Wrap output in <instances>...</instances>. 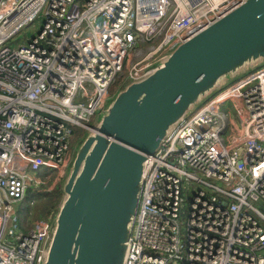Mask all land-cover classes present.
I'll list each match as a JSON object with an SVG mask.
<instances>
[{
    "label": "built area",
    "instance_id": "2783aa9c",
    "mask_svg": "<svg viewBox=\"0 0 264 264\" xmlns=\"http://www.w3.org/2000/svg\"><path fill=\"white\" fill-rule=\"evenodd\" d=\"M242 1L0 0V264H37L50 218L30 216L36 194L59 188L111 85L144 78ZM123 264H264V65L146 155Z\"/></svg>",
    "mask_w": 264,
    "mask_h": 264
},
{
    "label": "water",
    "instance_id": "95a60500",
    "mask_svg": "<svg viewBox=\"0 0 264 264\" xmlns=\"http://www.w3.org/2000/svg\"><path fill=\"white\" fill-rule=\"evenodd\" d=\"M262 65L264 0H243L118 90L74 150L37 264H123L146 155L215 92Z\"/></svg>",
    "mask_w": 264,
    "mask_h": 264
},
{
    "label": "trees",
    "instance_id": "16d2710c",
    "mask_svg": "<svg viewBox=\"0 0 264 264\" xmlns=\"http://www.w3.org/2000/svg\"><path fill=\"white\" fill-rule=\"evenodd\" d=\"M120 83H118L119 85ZM49 181L41 185L45 189ZM29 195V194H28ZM61 199L60 188H56L50 192H40L36 194L35 203L31 209L30 216L33 219H47L56 211ZM21 216V214H19Z\"/></svg>",
    "mask_w": 264,
    "mask_h": 264
},
{
    "label": "rangeland",
    "instance_id": "374dc122",
    "mask_svg": "<svg viewBox=\"0 0 264 264\" xmlns=\"http://www.w3.org/2000/svg\"><path fill=\"white\" fill-rule=\"evenodd\" d=\"M42 23V16L41 13L27 26L21 28V30L14 36V39L7 44L9 46H17L18 44H21L23 42H26L31 36L35 35L36 32L40 29ZM128 82L126 80H123L119 85L117 83H113L110 87V90L114 92L109 100L112 99V97L115 95V93L122 89ZM219 108L226 112H232L231 105L229 101L224 102L219 106ZM51 180H49V183L47 187L50 186V188H53L51 186ZM46 188V187H45ZM58 188V187H56ZM43 189V188H42ZM49 191V190H48ZM11 238V237H10ZM12 239V238H11Z\"/></svg>",
    "mask_w": 264,
    "mask_h": 264
}]
</instances>
